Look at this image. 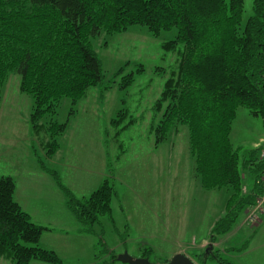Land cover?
<instances>
[{
  "label": "rangeland",
  "instance_id": "obj_1",
  "mask_svg": "<svg viewBox=\"0 0 264 264\" xmlns=\"http://www.w3.org/2000/svg\"><path fill=\"white\" fill-rule=\"evenodd\" d=\"M252 14L253 0H244L245 20ZM176 35L174 28L155 36L146 26L133 25L93 39L103 83L76 104L63 98L56 113L39 122L40 128L31 122L34 100L19 90L20 76L10 73L0 88V177L14 180L17 199L37 215L34 222L47 228L39 245L54 251L61 264H95L97 255L108 259V251L117 258L125 253L142 258L146 252L153 264L183 251L201 264L197 257L207 249L187 248L210 240L230 193L203 187L186 127L175 126L156 144L155 129L168 103L162 100L165 84L177 72L184 50L183 44L166 49ZM129 74L133 81L123 88L122 79ZM51 121L66 125L56 137L59 148L53 156L47 155ZM263 135L262 119L239 108L230 136L233 146L244 153L258 149L253 144ZM244 174L246 195L252 182ZM106 180L114 188L111 214L85 231L69 212L62 187L86 200ZM246 210L230 235L218 236L216 243L234 264H264V214L252 225ZM0 264H13L6 252L0 251Z\"/></svg>",
  "mask_w": 264,
  "mask_h": 264
},
{
  "label": "trees",
  "instance_id": "obj_2",
  "mask_svg": "<svg viewBox=\"0 0 264 264\" xmlns=\"http://www.w3.org/2000/svg\"><path fill=\"white\" fill-rule=\"evenodd\" d=\"M133 25L146 26L155 36L174 28L176 38L166 49L184 45L178 70L165 84L162 100L168 103L155 129L156 144L175 126L186 127L203 187L229 191L224 216L211 231L212 249L197 258L201 264H234L213 244L231 232L239 215L263 192L259 149L244 153L230 136L239 108L261 118L264 126V0H253V14L246 20L244 0H0V88L10 73L20 76L19 90L34 100L31 122L40 128L39 122L55 114L63 98L76 104L103 83L93 39ZM132 81L133 74L124 76L123 88ZM49 124L47 155L53 156L59 148L56 137L66 125ZM245 172L252 182L246 195ZM62 188L69 212L85 231L101 216H110L114 188L109 180L86 200ZM14 192V180L0 177V251L13 264H61L54 251L39 245L47 228L33 222ZM107 254L108 259L97 255L95 264L117 261L113 252Z\"/></svg>",
  "mask_w": 264,
  "mask_h": 264
},
{
  "label": "built area",
  "instance_id": "obj_3",
  "mask_svg": "<svg viewBox=\"0 0 264 264\" xmlns=\"http://www.w3.org/2000/svg\"><path fill=\"white\" fill-rule=\"evenodd\" d=\"M259 149V158L264 161V138L256 145ZM263 192L257 198L254 205L250 206L246 210V221L252 225H257L260 222L261 215L264 214V176L262 178Z\"/></svg>",
  "mask_w": 264,
  "mask_h": 264
},
{
  "label": "water",
  "instance_id": "obj_4",
  "mask_svg": "<svg viewBox=\"0 0 264 264\" xmlns=\"http://www.w3.org/2000/svg\"><path fill=\"white\" fill-rule=\"evenodd\" d=\"M209 249H212L210 246ZM118 262L123 264H153L147 258H133L129 256L127 253L118 256ZM165 264H195L188 257L179 253L176 254L170 261Z\"/></svg>",
  "mask_w": 264,
  "mask_h": 264
},
{
  "label": "crops",
  "instance_id": "obj_5",
  "mask_svg": "<svg viewBox=\"0 0 264 264\" xmlns=\"http://www.w3.org/2000/svg\"><path fill=\"white\" fill-rule=\"evenodd\" d=\"M264 138V135H263V137H261L257 142H255L254 144H253V147H256V145L260 142V140L261 139H263ZM15 193H16V187H15V192H14V198H15V200L19 203V205L21 206V208L27 213V214H29V216L31 217V219L33 218V216H37V215H35L34 213H33V211H31V210H29V209H27V208H25L24 206H25V204L26 203H24V202H22V201H20V199L18 198L17 199V197L15 196ZM35 206V205H34ZM36 207V206H35ZM33 220V219H32ZM34 222V221H33ZM36 223V222H35ZM37 224V223H36ZM39 225V224H38ZM42 226V225H41ZM213 228V227H212ZM231 233V232H230ZM230 233H228L229 235H230ZM227 235V234H226ZM220 244L221 243H214L213 244V248L216 250V249H218L219 248V246H220ZM210 245V241H208V240H204L198 247H188L187 248V250H189V249H192L193 251H199V250H202L204 247L207 249V248H209L208 246ZM218 250H221V249H218ZM179 253H181V254H183V251H179ZM178 253V254H179Z\"/></svg>",
  "mask_w": 264,
  "mask_h": 264
}]
</instances>
